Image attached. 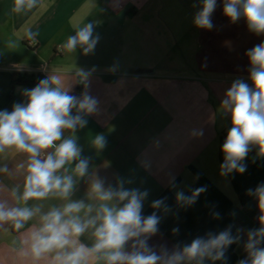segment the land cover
Instances as JSON below:
<instances>
[{
	"label": "crops",
	"instance_id": "0c3cea01",
	"mask_svg": "<svg viewBox=\"0 0 264 264\" xmlns=\"http://www.w3.org/2000/svg\"><path fill=\"white\" fill-rule=\"evenodd\" d=\"M13 8L14 0H0V110L24 102L23 91L37 85H16L13 73L39 81L55 76L70 94L87 91L99 101L98 112L74 134L91 164L89 177H74L71 199L94 203L89 189L96 176L112 184L118 177L132 178L127 187L150 192L145 215L153 211V200L167 197L172 212L149 243L169 248L230 224L234 233L237 227H259L257 201L247 190L264 183V158L253 147L243 174H220L221 147L230 127L220 103L235 79L247 80L245 53L264 36L250 33L243 19L230 23L221 0L211 30L193 24L199 0H36L31 9ZM89 23L99 37L94 50H67L68 37ZM194 130L203 134L193 136ZM97 134L107 138L102 151L90 144ZM27 163V154L14 148L0 152V202L38 206L41 213L62 206L66 201L55 197L27 205L17 201L13 190L23 192ZM66 167L73 174L72 166ZM173 176L186 194L200 186L207 190L195 205L178 208L169 183ZM215 212L219 219L213 218ZM38 227L39 214L20 230L11 222L0 223V264H51L52 254L39 260L31 255L30 236ZM81 241L92 242L87 233ZM243 244L228 248L226 264L246 257Z\"/></svg>",
	"mask_w": 264,
	"mask_h": 264
},
{
	"label": "clouds",
	"instance_id": "9594fccd",
	"mask_svg": "<svg viewBox=\"0 0 264 264\" xmlns=\"http://www.w3.org/2000/svg\"><path fill=\"white\" fill-rule=\"evenodd\" d=\"M35 3L36 0H14L13 10L31 9ZM221 3L223 15L230 23L243 19L250 33L264 36V0H221ZM216 8L217 0H199L194 26L211 30ZM93 31L91 23L85 24L68 37L65 47L74 51L79 46L85 54L91 53L99 40ZM245 55L249 61L247 80L235 79L220 103V111L230 117L221 147L224 159L220 174L224 177L247 170L244 161L253 147L264 158V41ZM83 75L86 78L90 73ZM23 96L24 102L14 103L10 111L0 110V152L14 148L28 157L23 192L17 194L13 190V196L25 205L49 197L66 201L43 213L38 206L9 207L0 202V223L11 222L16 230L39 214V227L30 236L34 259L52 254L51 264H216L217 261L226 264L228 248L243 240L246 257L237 264H264V183L247 190L260 211L258 228L237 227L234 233V225L230 224L218 233L209 231L171 248L152 245L149 241L159 233L162 219L172 212L167 197L153 200L150 204L153 211L145 215L148 189L127 187L134 183L132 178L118 177L112 184L96 176L91 178L89 189V198L94 203L71 199L76 185L74 177H89L91 164L74 134L88 125V116L98 112V99L87 91L80 96L70 94L55 76L41 79L32 89H25ZM202 134L198 130L192 132L193 136ZM90 144L96 151H102L107 138L97 134ZM68 165L74 175L68 174ZM169 183L176 189L178 208L195 205L207 190L206 186H200L186 194L174 176ZM213 218L219 219L220 214L213 213ZM178 232V228L173 229V234ZM86 233L92 241L90 245L81 241Z\"/></svg>",
	"mask_w": 264,
	"mask_h": 264
},
{
	"label": "trees",
	"instance_id": "16d2710c",
	"mask_svg": "<svg viewBox=\"0 0 264 264\" xmlns=\"http://www.w3.org/2000/svg\"><path fill=\"white\" fill-rule=\"evenodd\" d=\"M12 81L16 85H35L38 83V78H28L21 73H13L12 74Z\"/></svg>",
	"mask_w": 264,
	"mask_h": 264
},
{
	"label": "built area",
	"instance_id": "2783aa9c",
	"mask_svg": "<svg viewBox=\"0 0 264 264\" xmlns=\"http://www.w3.org/2000/svg\"><path fill=\"white\" fill-rule=\"evenodd\" d=\"M29 45L35 46V44L32 41L29 42Z\"/></svg>",
	"mask_w": 264,
	"mask_h": 264
}]
</instances>
